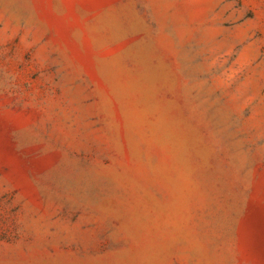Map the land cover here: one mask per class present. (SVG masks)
Returning <instances> with one entry per match:
<instances>
[{
    "label": "rangeland",
    "instance_id": "rangeland-1",
    "mask_svg": "<svg viewBox=\"0 0 264 264\" xmlns=\"http://www.w3.org/2000/svg\"><path fill=\"white\" fill-rule=\"evenodd\" d=\"M0 264H264V0H0Z\"/></svg>",
    "mask_w": 264,
    "mask_h": 264
}]
</instances>
